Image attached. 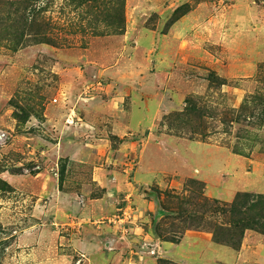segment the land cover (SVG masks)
Returning <instances> with one entry per match:
<instances>
[{
  "label": "rangeland",
  "instance_id": "374dc122",
  "mask_svg": "<svg viewBox=\"0 0 264 264\" xmlns=\"http://www.w3.org/2000/svg\"><path fill=\"white\" fill-rule=\"evenodd\" d=\"M240 195L264 0H0V264H264Z\"/></svg>",
  "mask_w": 264,
  "mask_h": 264
},
{
  "label": "trees",
  "instance_id": "16d2710c",
  "mask_svg": "<svg viewBox=\"0 0 264 264\" xmlns=\"http://www.w3.org/2000/svg\"><path fill=\"white\" fill-rule=\"evenodd\" d=\"M252 204H248L247 195H240L230 207L233 216L234 227L232 230H240L243 233L246 229L261 227L264 231V196H256ZM245 205H247L246 208Z\"/></svg>",
  "mask_w": 264,
  "mask_h": 264
}]
</instances>
